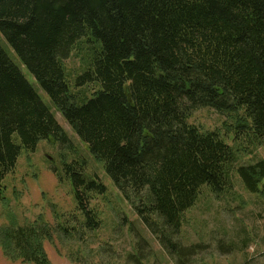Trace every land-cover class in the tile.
Listing matches in <instances>:
<instances>
[{
	"label": "trees",
	"instance_id": "1",
	"mask_svg": "<svg viewBox=\"0 0 264 264\" xmlns=\"http://www.w3.org/2000/svg\"><path fill=\"white\" fill-rule=\"evenodd\" d=\"M0 33L20 63L0 44V180L22 149L69 141L35 82L176 264L205 247L175 238L203 186L230 193L236 173L264 200V155L239 164L219 132L187 121L193 109L213 108L232 119L234 141H264V0H0ZM82 44L86 66L70 79L63 61ZM92 82L90 96L76 89ZM83 169L64 163L63 174L80 225L94 230L89 197L105 186ZM4 235L10 258L51 264L47 225Z\"/></svg>",
	"mask_w": 264,
	"mask_h": 264
},
{
	"label": "rangeland",
	"instance_id": "2",
	"mask_svg": "<svg viewBox=\"0 0 264 264\" xmlns=\"http://www.w3.org/2000/svg\"><path fill=\"white\" fill-rule=\"evenodd\" d=\"M0 44L20 64L1 33ZM87 53L82 44L63 61L70 79L84 70ZM21 69L32 80L30 73ZM33 86L69 141L60 144L40 140L34 151L22 149L14 169L0 180L3 197L0 198V264H33L8 256L11 244L4 229L34 222L49 228L43 249L51 264H176L49 96L35 82ZM96 87L92 82L76 89L90 96ZM187 121L202 131L219 132L228 144L237 148L239 164L264 155V141L253 146L245 139L233 140L232 119L227 114L199 107L191 111ZM74 161L82 162L84 174L97 177L105 186L103 193L92 192L89 197V205L99 220L94 230L80 225L82 217L76 210L70 182L63 174L64 163ZM232 178L234 186L230 193L218 197L203 186L196 202L183 214L176 240L186 245L202 242L205 246L191 257L190 264H264V200L261 195L246 190L236 173ZM219 242L233 247L223 251L218 247ZM131 253L138 254L139 260L130 258Z\"/></svg>",
	"mask_w": 264,
	"mask_h": 264
}]
</instances>
